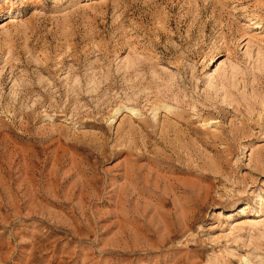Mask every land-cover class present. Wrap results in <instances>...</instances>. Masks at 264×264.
Returning <instances> with one entry per match:
<instances>
[{"label": "rangeland", "instance_id": "rangeland-1", "mask_svg": "<svg viewBox=\"0 0 264 264\" xmlns=\"http://www.w3.org/2000/svg\"><path fill=\"white\" fill-rule=\"evenodd\" d=\"M0 264H264V0H0Z\"/></svg>", "mask_w": 264, "mask_h": 264}]
</instances>
